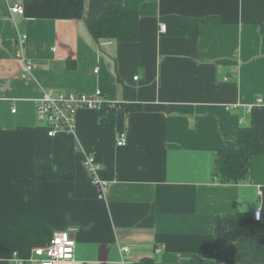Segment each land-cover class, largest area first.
<instances>
[{
    "label": "crops",
    "instance_id": "crops-1",
    "mask_svg": "<svg viewBox=\"0 0 264 264\" xmlns=\"http://www.w3.org/2000/svg\"><path fill=\"white\" fill-rule=\"evenodd\" d=\"M111 3L139 13L135 41L91 35L86 20ZM173 14L202 19L199 33L161 32ZM263 26L264 0H0V264L37 257L60 232L76 257L56 264H122L121 246L130 264H257L250 238L232 240L223 217L261 209L264 220V152L237 182L214 166L240 127L258 128L264 144ZM97 89L120 104L113 126L83 109L75 133L48 135L36 114L45 90ZM37 161L73 176L35 180Z\"/></svg>",
    "mask_w": 264,
    "mask_h": 264
},
{
    "label": "trees",
    "instance_id": "trees-1",
    "mask_svg": "<svg viewBox=\"0 0 264 264\" xmlns=\"http://www.w3.org/2000/svg\"><path fill=\"white\" fill-rule=\"evenodd\" d=\"M164 18L170 31L190 37L199 33V24L202 20L200 18L174 14L164 16ZM86 25L91 35L98 41L108 38L132 42L139 36V13L135 10H126L121 4L111 3L105 5L98 17L87 19ZM119 105L110 107L107 104L102 110H97L103 125L113 126L115 124V112ZM136 107L139 105L125 106L128 111ZM236 143V147L221 149L215 154L214 174L223 183L237 182L247 177L253 155L264 152V144L259 139V131L256 127H240ZM72 176L73 171L56 169L50 161H37L34 164L35 180H62ZM223 221L229 228L232 240H237L241 236L250 238L253 261L257 264H264V220L256 221L250 213L236 212L224 216ZM137 264H154V259L144 258Z\"/></svg>",
    "mask_w": 264,
    "mask_h": 264
},
{
    "label": "built area",
    "instance_id": "built-area-1",
    "mask_svg": "<svg viewBox=\"0 0 264 264\" xmlns=\"http://www.w3.org/2000/svg\"><path fill=\"white\" fill-rule=\"evenodd\" d=\"M10 11L15 14H24L25 8L22 4L15 3L9 6ZM161 32L167 31V24H160ZM27 36L23 35L17 40L19 45V56L25 62L24 78L29 77L33 71V65L30 59H27L25 54V47ZM99 69H95L98 72ZM135 79L138 76L134 77ZM262 102V99H259ZM114 107L116 102L107 98L105 93L100 90L94 91H72L64 93L62 91L45 90L42 97L36 101V114L39 121L45 123L48 128L49 136H56L60 132H76L77 117L83 109L102 110L106 105ZM16 109H13L15 112ZM126 132H122L118 144L125 145L127 143ZM85 166L90 173L93 183L101 190H105L107 183L99 177L102 169L101 163L94 156H87L85 159ZM254 217L256 220H261L262 210L255 211ZM161 250V249H159ZM130 251L128 246H121V263L130 264L125 258V254ZM35 256L28 260H15L16 264H56L61 261L75 260L76 244L69 233H56L46 246L35 248Z\"/></svg>",
    "mask_w": 264,
    "mask_h": 264
}]
</instances>
